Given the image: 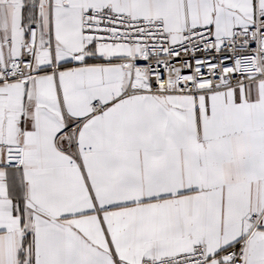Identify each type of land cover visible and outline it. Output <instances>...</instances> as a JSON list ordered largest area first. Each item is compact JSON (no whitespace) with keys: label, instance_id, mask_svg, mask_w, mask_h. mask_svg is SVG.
<instances>
[{"label":"snow or ice","instance_id":"obj_1","mask_svg":"<svg viewBox=\"0 0 264 264\" xmlns=\"http://www.w3.org/2000/svg\"><path fill=\"white\" fill-rule=\"evenodd\" d=\"M0 264H264V0H0Z\"/></svg>","mask_w":264,"mask_h":264}]
</instances>
